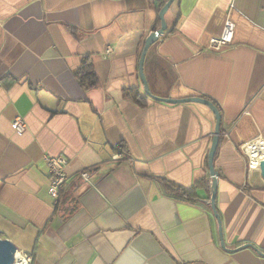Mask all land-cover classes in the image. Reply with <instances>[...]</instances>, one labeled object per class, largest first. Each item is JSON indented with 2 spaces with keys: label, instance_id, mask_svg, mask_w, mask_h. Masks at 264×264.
Segmentation results:
<instances>
[{
  "label": "crops",
  "instance_id": "obj_1",
  "mask_svg": "<svg viewBox=\"0 0 264 264\" xmlns=\"http://www.w3.org/2000/svg\"><path fill=\"white\" fill-rule=\"evenodd\" d=\"M230 5L234 40L215 52ZM159 12L158 0H0V236L32 264H264V179L242 149L264 142V0H174L143 62L153 96L221 112L224 247L214 212L160 182L211 179L216 116L146 94L140 60ZM88 59L96 86L78 77ZM46 155L68 159L57 203Z\"/></svg>",
  "mask_w": 264,
  "mask_h": 264
},
{
  "label": "water",
  "instance_id": "obj_2",
  "mask_svg": "<svg viewBox=\"0 0 264 264\" xmlns=\"http://www.w3.org/2000/svg\"><path fill=\"white\" fill-rule=\"evenodd\" d=\"M174 0H168L164 6L160 9L159 12V18L161 20V27L152 32L148 38L146 39L145 46L142 52L141 60H140V76L144 85L145 92L148 96L152 97L153 99L160 100V101H165L169 103H178V102H198L207 105L215 114L216 116V127H215V133L212 141L211 148L209 150V155H208V165H209V172L210 176L212 179V198H211V207L214 212L215 217L217 218L218 224H219V233H220V238L222 242V246H225L224 238H223V227H222V220L220 217V214L218 213L217 210V204H216V197H217V187H218V172L215 169V155L216 151L219 145V140H220V128H221V120H222V115L218 107L209 99H206L204 97H198V96H193L189 97L186 99H171V98H160L157 96H153L150 91L149 87L144 75L143 71V62H144V57L146 54V51L150 47V45L158 40V38L164 34V32L167 30L168 24L166 22L165 15L169 8L171 7L172 3ZM258 170L264 179V158L260 161ZM248 246V245H247ZM17 251H19L18 247L9 239L7 238H2L0 236V264H14L16 260V255Z\"/></svg>",
  "mask_w": 264,
  "mask_h": 264
},
{
  "label": "built area",
  "instance_id": "obj_3",
  "mask_svg": "<svg viewBox=\"0 0 264 264\" xmlns=\"http://www.w3.org/2000/svg\"><path fill=\"white\" fill-rule=\"evenodd\" d=\"M233 5H230L229 13L226 18V21L223 26V30L220 35L212 37L209 43V49L215 52H221L226 47L230 46L233 43L236 24L232 20L230 11L232 10ZM112 53V48L108 47L106 49L105 54L109 55ZM12 126L17 132H24L26 130V121L21 117L18 116L12 121ZM256 140L245 143L242 145V149L247 153V149L250 145L254 144ZM249 156V154L247 153ZM121 154L115 155L116 159L121 158ZM250 158V156H249ZM48 168L51 173V180H50V187L49 192L52 198L54 199L55 203L58 202V198L60 196V191L65 187L67 180H68V173H67V166H68V159L63 156H48L45 157ZM250 167L251 165V158H250ZM82 178L89 183L90 181V173L88 171H83L81 174ZM33 256L21 251H17L16 260L14 264H32Z\"/></svg>",
  "mask_w": 264,
  "mask_h": 264
},
{
  "label": "trees",
  "instance_id": "obj_4",
  "mask_svg": "<svg viewBox=\"0 0 264 264\" xmlns=\"http://www.w3.org/2000/svg\"><path fill=\"white\" fill-rule=\"evenodd\" d=\"M164 4H165L164 1L158 0L159 11L164 6ZM160 23H161V20L159 19V26H160ZM78 77L84 84L89 83V86L97 85L98 78L93 70V64L89 59L84 61L82 68L78 72ZM128 95H130L141 106H145L147 103V97L141 96L139 90L137 89L128 90ZM117 150L122 152V154H124L125 156H127L126 145L124 144L120 145ZM160 182H161L163 191L167 196L180 199V200H185V201L192 202V203L202 204L208 210L213 211L211 207V198H212L213 188H212L211 179L209 177L201 178L200 180L195 182L192 186L179 185L166 178H161ZM63 189L60 191V196L58 198V201L62 195ZM202 189L206 192L205 197L202 196L199 192Z\"/></svg>",
  "mask_w": 264,
  "mask_h": 264
},
{
  "label": "bare ground",
  "instance_id": "obj_5",
  "mask_svg": "<svg viewBox=\"0 0 264 264\" xmlns=\"http://www.w3.org/2000/svg\"><path fill=\"white\" fill-rule=\"evenodd\" d=\"M252 167H259L260 161L264 158V142L261 139H256L255 143L250 145L247 149Z\"/></svg>",
  "mask_w": 264,
  "mask_h": 264
}]
</instances>
